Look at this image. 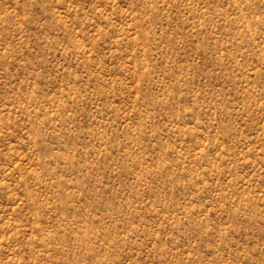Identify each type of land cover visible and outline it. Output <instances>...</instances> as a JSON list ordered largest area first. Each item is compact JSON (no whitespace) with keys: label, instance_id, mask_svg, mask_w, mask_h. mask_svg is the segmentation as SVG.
Segmentation results:
<instances>
[{"label":"rangeland","instance_id":"1","mask_svg":"<svg viewBox=\"0 0 264 264\" xmlns=\"http://www.w3.org/2000/svg\"><path fill=\"white\" fill-rule=\"evenodd\" d=\"M0 264H264V0H0Z\"/></svg>","mask_w":264,"mask_h":264}]
</instances>
